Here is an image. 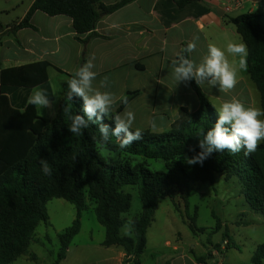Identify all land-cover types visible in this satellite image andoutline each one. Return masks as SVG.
<instances>
[{"label":"trees","instance_id":"trees-1","mask_svg":"<svg viewBox=\"0 0 264 264\" xmlns=\"http://www.w3.org/2000/svg\"><path fill=\"white\" fill-rule=\"evenodd\" d=\"M131 1L123 0L107 7L101 0H35L26 16L13 25L11 31L34 29L31 20L40 11L50 17L70 18L76 39L82 41L81 35L90 34L103 15H110ZM257 5L256 13L224 14L223 18L226 24L236 28L247 45L248 74L260 92L264 109V7L262 1ZM189 6L198 9L197 17L209 11L201 8L196 0H158L155 11L164 26L169 28L187 17ZM186 46L183 45V49ZM181 55L190 59L189 53L181 51ZM50 67L47 62H38L3 69L0 73V163L6 167L0 175V264H14L24 256L38 260L29 248L36 241L39 225L49 223L47 205L54 199H63L77 209L72 225L59 235L60 247L53 264L65 260L69 246L81 232L82 216L90 204H94L96 219L105 229L102 246L123 248L127 255L125 264H142L140 257L147 248V233L154 221L158 202L170 199L179 210L175 202L178 191L187 190L188 186L198 182L213 183L217 175L223 176L227 182L237 179L252 210L264 216V141L247 156L243 148L236 154L213 150L202 163L189 165L185 162V157L190 158L202 151V134H206L218 120V113L194 79L189 80L201 104L198 111L190 112L182 107L171 131L154 133L143 130V139L121 149L119 140L124 133L119 138L113 135V117L139 92L127 93L124 96L127 105L119 102L116 112L112 111L99 120L97 117L101 114L97 112L92 120H88L83 111V99L75 93L69 95L66 82L63 84L65 97L56 118L51 121L38 116L36 106L27 102L36 87L46 91L49 101L53 100L48 76ZM73 115L84 116L87 121L88 126L82 127L80 135L69 130ZM101 125L108 129L106 146L98 144L105 143L99 132ZM103 150L116 153L119 158H104ZM135 157L162 160L166 171L154 172L143 162L134 164L127 160ZM41 160L51 166V176L43 174ZM128 186L138 187L143 212L130 222L132 237H123L120 234L126 224L124 214L132 204V196L125 192ZM190 221L193 231L205 230L197 228L196 218ZM224 238L229 239V243L224 239L227 250L239 249L227 231ZM198 261L207 264V258H198ZM251 263L264 264V244L256 248Z\"/></svg>","mask_w":264,"mask_h":264},{"label":"crops","instance_id":"crops-1","mask_svg":"<svg viewBox=\"0 0 264 264\" xmlns=\"http://www.w3.org/2000/svg\"><path fill=\"white\" fill-rule=\"evenodd\" d=\"M34 1L28 0L22 18L15 24L22 21ZM121 1L123 0H101V3L108 7ZM250 1L246 0L245 2ZM157 2L158 0H132L116 12L103 15L90 34L81 35L82 41L76 39V32L70 18L66 16L50 17L40 11L36 12L31 20L34 29L24 28L13 32L11 29L15 24L5 28L1 27L0 73L3 69L38 62L51 64L48 76L53 100L49 101L48 107L42 110L38 107L35 109L38 116L52 121L56 118L65 97L63 84L70 79V76H74L75 72L89 58L94 57L93 71L97 72V77L92 83L94 90L113 93L117 104L121 97L130 91L139 92V95L119 113L120 115L123 116L125 111H132L135 114L134 123L140 127L144 126L139 122L142 121L150 125V122L159 115L164 118L173 115L175 119L172 123H174L179 118L180 108L185 107L190 112H195L200 109V105L195 109L181 104L167 106L160 110L157 108L159 98H173L179 84L181 85L183 82L180 81L177 84L173 81L171 76L172 61H178L184 42L193 41L195 33L201 34L204 31L211 32L216 29L224 30L228 24L225 23L223 17L216 13L217 9H222L221 0H196L201 8L209 9V11L205 14L200 13V17H197L198 9L189 6L185 19L166 28L155 11ZM257 6V3L252 2L249 13L255 12ZM12 8L11 5L4 11L10 12L13 10ZM237 11L239 10L228 14L231 15ZM179 30L181 35L176 38L170 37L172 33ZM209 44L212 43L205 41L202 46L208 49ZM151 63L157 68L156 74L152 77L149 76ZM104 77H108L109 84L102 87L101 81ZM185 82L191 84L190 80ZM36 88L41 89L40 87ZM168 120L171 121L170 118ZM81 232L73 239L65 260L60 264H125L127 255L125 250L119 246L104 247L102 241L98 249L91 248V246H95L92 235L85 243L82 241L77 244L76 241ZM167 244L170 245L169 242ZM199 245L198 243L194 245L189 251V256L182 246H175L173 249L177 257H165L163 262L204 264L200 263L198 258H205V255H196L193 250ZM210 253L211 250H207L206 255ZM143 256L144 254L140 257V261L145 264ZM24 257L29 262L33 261L29 258L30 256ZM162 257L164 258V256ZM159 260H156L157 264H164ZM205 262L214 264L209 260Z\"/></svg>","mask_w":264,"mask_h":264},{"label":"rangeland","instance_id":"rangeland-1","mask_svg":"<svg viewBox=\"0 0 264 264\" xmlns=\"http://www.w3.org/2000/svg\"><path fill=\"white\" fill-rule=\"evenodd\" d=\"M252 0L248 3L244 2L242 8L231 14L238 16L248 14L252 7ZM28 0H0V28L17 23L23 15V11ZM264 7V0H262ZM10 12L4 9L11 7ZM258 6L255 12L258 11ZM226 29H216L214 31H204L201 34H194L199 37L196 40V50L189 53L190 59L199 64L202 58L207 54L208 49L202 46L205 41H209L213 45L225 51V55L230 64L237 68V84L235 88L227 92L220 91L219 86H209L208 80L203 85H198L207 100L213 105L218 113V109L224 102L236 98L242 101L246 107H261V95L253 81L251 80L248 70H240L238 62L240 57L227 53L228 43H244L240 35L237 34L232 24L225 26ZM226 30V31H225ZM181 35V31L172 33L170 37L176 38ZM188 42H184L187 45ZM156 66L151 63L150 75L156 74ZM191 84L183 81L179 84L176 94L173 98H159L157 108L160 110L167 106L181 104L195 109L200 101L190 87ZM174 116L168 115L164 118L159 115L154 120L157 128L152 130L150 125L139 122L144 127L132 125V129L137 128L149 130L154 133H167L172 130V121ZM179 117V116H178ZM171 119L169 121L168 119ZM178 119V118H177ZM260 119H264L260 117ZM263 141L260 142V144ZM104 158L112 157L118 159L119 155L103 150ZM132 157V156H131ZM126 159V157H123ZM127 159L132 163L143 162L151 171L165 172V163L162 160L143 159ZM6 167L0 163V175L5 171ZM187 190L178 191L176 193L175 202L179 205V210L170 199L160 200L158 209L154 215V221L148 229L147 248L144 252L143 261L145 264H157L158 259L161 263L168 256L177 257L174 251L175 246H182L189 256L196 243L200 244L195 250L196 255H205L207 261L214 264H253L251 263L254 251L260 245L264 244V216L252 210L242 193L241 184L237 179L229 182L221 175L215 177V181L198 182L188 186ZM125 192L132 196V204L130 210L124 214L126 219L125 226L121 229V236L132 237L130 222L139 217L143 212V204L139 198L137 186H128ZM76 209L72 204L63 199H54L47 205V211L50 221L48 224L41 223L36 230L35 240L29 252L35 254L39 261L29 262L26 257H21L16 264H52L57 258V252L60 247L59 235L70 227L76 218ZM196 218V226L198 229H205L203 232L193 231L190 228V219ZM82 232L77 238L76 243H85L92 235L93 244L91 248L98 249L100 242L105 239V229L99 224L94 212V204H90L89 209L82 216ZM220 227V229H218ZM228 232L230 238L238 245L239 249H229L227 251V242L229 239L224 238L225 232ZM130 235H125V233ZM227 242H225V240ZM170 243L168 245L167 243ZM217 245H221L220 248ZM101 247V246H100ZM103 248V247H101ZM207 250L211 253L206 255ZM164 256V258L162 257ZM71 261V260H70ZM178 263V261H176Z\"/></svg>","mask_w":264,"mask_h":264},{"label":"clouds","instance_id":"clouds-1","mask_svg":"<svg viewBox=\"0 0 264 264\" xmlns=\"http://www.w3.org/2000/svg\"><path fill=\"white\" fill-rule=\"evenodd\" d=\"M199 37L189 42L182 51L192 53L196 50V40ZM227 53L238 55L240 57L238 68L247 71V56L248 49L244 43H228ZM91 57L84 63L76 72L73 78L67 81L69 95L75 93L84 101V114L88 120H92L99 112L101 115L97 117L99 120L102 116H107L112 113L117 102L114 100L113 93L107 91L94 90L92 87L93 81L97 77V72L93 71L95 65ZM171 76L175 83L194 79L197 85H203L205 80H208L209 86H219L220 91L227 92L235 88L237 84V68L229 63L225 51L219 47L209 44L207 54L202 58V61L197 64L196 61L181 55L178 61H172ZM109 84L108 77H104L101 81V86ZM90 93H93L90 95ZM30 105L36 106L41 110L49 106V95L46 91L34 88L28 97L27 101ZM120 103L127 105L126 97H121ZM67 111V109H66ZM218 111V120L214 126L209 129L206 134H202L200 139L201 152L192 157H185V162L189 165L202 163L203 160L213 150L225 151L231 154L239 153L241 148L244 149V155L254 153L261 141H264V109L258 107H246L245 104L232 98L228 102H224ZM115 129L113 135L117 138L121 133H124L123 138L119 140L121 149L127 148L133 141L141 140L142 130L137 128L132 130V125L135 121V114L132 111H125L123 116L116 114L114 117ZM69 130L74 135H80L82 127L88 126L84 116L73 115L70 117ZM95 122V121H94ZM153 131L157 125L155 121L150 122ZM102 141L105 142L100 146H106L108 140L107 126L101 125L99 129ZM42 172L46 176L52 175V168L47 161H40ZM125 235H130L125 233Z\"/></svg>","mask_w":264,"mask_h":264},{"label":"built area","instance_id":"built-area-1","mask_svg":"<svg viewBox=\"0 0 264 264\" xmlns=\"http://www.w3.org/2000/svg\"><path fill=\"white\" fill-rule=\"evenodd\" d=\"M223 13H232L234 10H240L246 0H221Z\"/></svg>","mask_w":264,"mask_h":264},{"label":"water","instance_id":"water-1","mask_svg":"<svg viewBox=\"0 0 264 264\" xmlns=\"http://www.w3.org/2000/svg\"><path fill=\"white\" fill-rule=\"evenodd\" d=\"M260 0H253V2H255V3H257V2H259ZM224 11L222 10V9H217V14L219 15V16H221V17H223L224 16V13H223ZM119 109V106H116L115 108H113V112H116L117 110Z\"/></svg>","mask_w":264,"mask_h":264}]
</instances>
